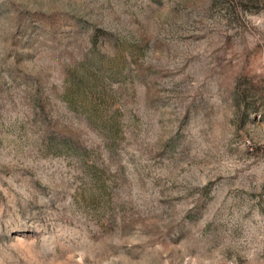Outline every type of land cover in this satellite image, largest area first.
Returning a JSON list of instances; mask_svg holds the SVG:
<instances>
[{
	"label": "rangeland",
	"instance_id": "rangeland-1",
	"mask_svg": "<svg viewBox=\"0 0 264 264\" xmlns=\"http://www.w3.org/2000/svg\"><path fill=\"white\" fill-rule=\"evenodd\" d=\"M0 264H264V0H0Z\"/></svg>",
	"mask_w": 264,
	"mask_h": 264
}]
</instances>
